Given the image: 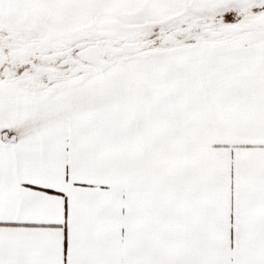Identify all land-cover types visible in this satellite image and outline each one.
I'll return each mask as SVG.
<instances>
[{
  "label": "snow or ice",
  "instance_id": "1",
  "mask_svg": "<svg viewBox=\"0 0 264 264\" xmlns=\"http://www.w3.org/2000/svg\"><path fill=\"white\" fill-rule=\"evenodd\" d=\"M0 264H264V0H0Z\"/></svg>",
  "mask_w": 264,
  "mask_h": 264
}]
</instances>
